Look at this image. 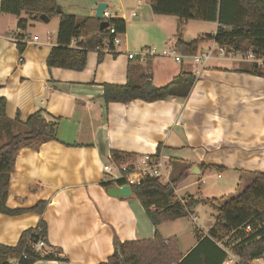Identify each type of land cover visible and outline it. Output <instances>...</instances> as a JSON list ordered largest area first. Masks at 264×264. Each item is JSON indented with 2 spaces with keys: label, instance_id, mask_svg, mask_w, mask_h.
I'll list each match as a JSON object with an SVG mask.
<instances>
[{
  "label": "crops",
  "instance_id": "crops-1",
  "mask_svg": "<svg viewBox=\"0 0 264 264\" xmlns=\"http://www.w3.org/2000/svg\"><path fill=\"white\" fill-rule=\"evenodd\" d=\"M56 1L64 14L78 18L93 17L95 7L105 4L112 19L125 23V33L117 52L89 51L82 72L47 68L46 59L56 45L51 37H37L23 46L22 53L16 45L0 43L5 118L23 126L29 116L40 112L46 123L56 125L55 141L19 151L6 200L9 209H29L43 201L44 211L15 217L0 214V245L14 247L22 232L42 220L47 225L43 253L60 259L35 264H101L118 242L151 240L156 232L163 239H177L181 264H235L224 262L222 250L212 242L197 238L196 229L188 234L179 231L178 223L185 219L155 228L132 194L108 196L102 186V165L111 152L133 159L158 153L168 158L172 180H178L175 171H180L184 197L194 199L200 193L187 190L205 184L204 173L218 182L230 173V184L239 185L235 194L226 191L228 197L222 198L235 197L250 183L249 173L264 174V78L248 73L252 65L235 66L228 61L197 67L188 60L180 64L163 58L146 63L129 60L128 54L143 48L160 51L169 42L176 43L179 20L154 15L148 0ZM213 24L216 31L217 23ZM55 28L57 34L58 24ZM183 40L189 43L184 33ZM211 45L203 44L199 53ZM181 73H196L185 99L106 104L102 97L104 84L138 87L140 78L146 77L153 86L162 87ZM193 168L199 173L190 174Z\"/></svg>",
  "mask_w": 264,
  "mask_h": 264
},
{
  "label": "trees",
  "instance_id": "trees-1",
  "mask_svg": "<svg viewBox=\"0 0 264 264\" xmlns=\"http://www.w3.org/2000/svg\"><path fill=\"white\" fill-rule=\"evenodd\" d=\"M151 11L156 16H169L179 20L176 31L175 49L185 56L199 54L203 44L215 43L226 50L246 53L251 51L257 57L264 58V0H148ZM60 13H57V10ZM3 15L38 19L40 16L59 19L56 45L52 47L46 66L49 69H64L82 72L87 65L88 52L102 47L104 39L112 40L107 30L100 31V22L94 17L78 18L64 14L56 0H3ZM188 21L217 23L213 34L199 36L186 43L183 40V25ZM115 34L125 33L122 20L111 19ZM26 22L20 21L18 29L24 30ZM72 40H77L71 47ZM23 46L16 44L19 53ZM99 53V52H98ZM101 54V53H100ZM251 75L264 78V65L252 64L248 70ZM195 76L181 73L169 84L162 87L152 85L150 79L140 78L138 87L128 85H103V100L106 104H128L135 100L146 103L165 101L176 97L187 98L192 89ZM4 99H0V118H5ZM18 122V119H14ZM24 131L11 136L0 147V214L9 217L35 213L41 215L45 202L41 201L29 209H9L6 200L10 175L14 169L15 159L21 149H37L41 145L56 140V125L48 124L40 112L29 116L24 122ZM113 160L119 165L132 162L133 156L111 152ZM204 168V167H203ZM206 169V168H205ZM218 172L223 168L211 167ZM250 183L235 197L225 200H195L187 198L186 204L174 200V189L178 180L171 179V185L160 186L155 180H146L138 186H131L132 196L141 204L147 218L155 228L167 222L187 219L193 209L200 203L211 206L216 216L214 224L206 235L194 230L197 238L212 242L222 250L224 262L228 254L238 258L235 264H249L262 259L264 262V174L249 173ZM122 185V182H119ZM108 190L111 183H102ZM214 203L218 207L214 206ZM250 232L245 233L246 227ZM47 239V225L40 220L38 224L20 235L14 247L0 245V264H35L39 261H59L51 253L36 252L32 245L39 239ZM180 253L175 237L163 239L158 232L153 239L144 241L118 242L113 254L101 264H181Z\"/></svg>",
  "mask_w": 264,
  "mask_h": 264
},
{
  "label": "built area",
  "instance_id": "built-area-1",
  "mask_svg": "<svg viewBox=\"0 0 264 264\" xmlns=\"http://www.w3.org/2000/svg\"><path fill=\"white\" fill-rule=\"evenodd\" d=\"M2 1L0 0V29H1V5ZM135 17L136 15L133 13L131 15ZM111 15L105 10L103 12V20L108 23L107 30L109 35H115L112 40L104 39L102 42V47L99 48L96 52L113 54L117 52V46L121 42V36L119 34H115L114 26L109 25V20H111ZM50 34H47V39H50ZM4 38V36L0 33V39ZM5 39L14 42L15 44H21L24 46L31 45L32 43L37 41V37H33L31 40H25L24 38H11L5 37ZM77 40H72L70 43L71 47H75L77 44ZM153 58H163V59H171L175 63L180 64L184 60H188L192 63L193 66H204L212 61H228V62H238V63H249L255 64L258 67L264 65V58L257 57L251 51L246 53H241L239 51L234 50H226L225 48L218 47L215 43H212L211 47L203 52L199 53L195 56H185L178 53L175 49V44L169 42L165 45L162 50H156L155 48H143L139 52L128 54V59L131 61H135L137 63H146L150 59ZM196 76V73L194 74ZM103 172V183H111L114 188H122L128 186H138L142 182L146 180H155L160 186L171 185V172L172 167L171 164L164 159V157L160 154L153 155H141L136 157L132 162L117 164L111 155H108L106 158V162L102 165ZM122 182V185L119 184ZM201 183H204L202 180ZM178 191L174 189V200L180 202L182 205L186 204L187 197H179ZM193 223L196 222V219L191 215ZM245 233L250 232V228L247 226L244 229ZM46 240L44 238L39 239L36 243L32 245V248L36 252H42L45 249ZM229 258L226 263H236L238 258H236L232 254H228ZM249 264H264L262 259L255 260Z\"/></svg>",
  "mask_w": 264,
  "mask_h": 264
},
{
  "label": "rangeland",
  "instance_id": "rangeland-1",
  "mask_svg": "<svg viewBox=\"0 0 264 264\" xmlns=\"http://www.w3.org/2000/svg\"><path fill=\"white\" fill-rule=\"evenodd\" d=\"M23 20L27 22V27L26 30L24 31L18 29V23ZM57 24H58L57 17H52L51 22H49L48 24H44L41 20L29 19L23 15L19 17H15L11 15H2L0 33L2 36H4V38L0 39V43L8 44L12 47L15 46L16 44L12 41L5 39V37H11L15 39V38H19L18 35H22L25 40H31L33 36H36L40 40H45L47 38V34L48 35L50 34L52 42H55L56 41L55 26H57ZM183 28H184L183 30L184 36L186 39H189V42L196 40L199 36L206 35L208 32L212 33L215 31V25L211 22L188 21L187 24L183 25ZM47 31L48 33H46ZM207 50L208 49H206V51ZM211 63L212 62H209L208 64ZM229 63L235 66H242V67H249V65H252L249 63H238V62H229ZM197 67H199V65ZM23 131H24V127L18 126L16 124L14 125L13 121H11L10 119L0 118V133L6 132L5 135L0 136V147L5 143H7L12 135H17L19 133H22ZM164 159L166 161L168 160V158L166 157ZM179 173L180 171L177 170L175 171V177L180 182V186L175 189L178 191L177 193L178 196L181 195L179 197H184L185 194H183L182 190L180 189L184 186V182H181V180H179L180 179ZM229 174L230 173H228V175H224L222 181L218 182L216 181V178L212 177V174L204 173L203 177L208 176L207 177L208 179L206 180L205 184L201 185L197 183L192 188H190V190L187 191H192V192L195 191V193L200 192L193 195L195 200H213V199L217 200V199H221L222 197H228L229 194H227L226 191H228V193L230 191L232 194H235L239 185V182H234V184H230L229 180L231 179V177H229ZM192 180L194 181V179ZM204 190L206 191V193L201 195V192ZM204 195H206L205 198ZM214 206L218 207V205H216L215 203ZM192 216L196 219V223L194 224L191 219L190 220L185 219L182 222L178 223L179 224L178 230L183 231L185 234H188V230L190 233V229L192 231L196 229L198 230L199 234L206 235V233L209 232V229L212 228L214 224V218L216 216V212L211 206L200 203L193 209Z\"/></svg>",
  "mask_w": 264,
  "mask_h": 264
},
{
  "label": "water",
  "instance_id": "water-1",
  "mask_svg": "<svg viewBox=\"0 0 264 264\" xmlns=\"http://www.w3.org/2000/svg\"><path fill=\"white\" fill-rule=\"evenodd\" d=\"M106 5L105 4H98L93 12V17L96 18L100 24H99V29L100 31L105 30L108 27V23L103 20V12L105 11ZM57 13H60V10H57ZM50 17L46 16H40L38 19L41 20L42 22L47 23L49 21ZM34 19V17H32ZM190 174H196L199 173L197 168H193V170H189ZM107 195L112 197V198H126L131 196V189L128 186L122 187V188H109L107 190Z\"/></svg>",
  "mask_w": 264,
  "mask_h": 264
}]
</instances>
